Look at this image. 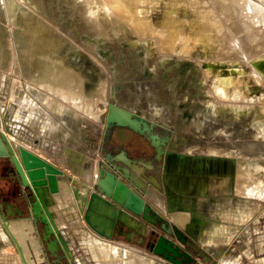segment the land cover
<instances>
[{
    "label": "rangeland",
    "instance_id": "obj_1",
    "mask_svg": "<svg viewBox=\"0 0 264 264\" xmlns=\"http://www.w3.org/2000/svg\"><path fill=\"white\" fill-rule=\"evenodd\" d=\"M106 2L0 0V30L6 36L5 40L0 38L5 45L0 46V130L5 140L42 159V136L46 138V152L50 148L56 152L62 149L67 154V147L74 148L87 157L82 167L92 170L88 176L92 187L97 161L102 162L105 171L143 196L151 207V219L131 216L140 225L135 232L143 234L137 238L138 243L149 251L163 235L179 248L178 259L183 264H264V70H257L263 75L259 82L254 79L251 66L260 58L264 63V53L257 59L245 60L239 55L236 60H222L194 40L189 53L163 52L153 39H141L131 33ZM246 2L261 16L260 21L264 20L263 3ZM163 12L161 3L155 14L159 17ZM179 14L191 19L182 11ZM246 16L238 10L231 16L232 24L240 21L242 25ZM183 28L185 33L193 34L187 25ZM25 56L28 60L35 58L37 63H26ZM228 67H233L234 76H243L254 94L255 101L248 108L223 104L224 100L212 93L215 76L221 70H229ZM55 70L63 76L67 70H73L75 75L80 73L88 80L84 84L91 86V91L104 86L108 104L132 111L133 117L149 127L145 132L154 127L149 140L159 151L157 157L151 156L148 142L132 129L133 132L129 131V127H120L122 138L118 129L113 130L112 149L120 143L140 159L127 156L123 148L124 156H107L101 151L107 128L115 125L106 124L107 100H92V112H98V116L78 111L75 118L58 117L56 110L66 109L68 104L45 90L41 83L28 79L54 75ZM258 110H262L259 119ZM45 111L50 114L48 117ZM34 134L38 141L33 146ZM15 146L12 145L16 151ZM47 158L69 177L80 168L65 157L53 158L49 151ZM11 167L8 158H0V191L25 190L32 205L38 195L22 187ZM238 180L243 187L253 189L254 194L250 190H236ZM36 226L41 253H34V264H46L45 259L47 264H72L59 245L61 234L56 230L44 240V224L38 222ZM117 232L116 229L111 239L121 237ZM136 233L130 234L131 238ZM55 243L57 249L53 248ZM3 247L14 249L10 243ZM12 259V264H19L15 257Z\"/></svg>",
    "mask_w": 264,
    "mask_h": 264
},
{
    "label": "bare ground",
    "instance_id": "obj_2",
    "mask_svg": "<svg viewBox=\"0 0 264 264\" xmlns=\"http://www.w3.org/2000/svg\"><path fill=\"white\" fill-rule=\"evenodd\" d=\"M258 1L264 5V0ZM161 3L164 4V12L161 16L157 17L155 11L159 9ZM105 4L111 9L112 14L125 22V25H128L126 26L131 33L141 39H153L158 49L163 52H177L178 54L189 53V51L194 48L191 47L190 50L188 49L191 45L190 43L194 40L196 44L201 43L205 50L210 49L211 53L216 52V54H218L216 56L222 60H236L235 58H239V55L245 58V60L252 58L257 59V56L261 57L264 53V20L260 21L261 16L256 13L255 8H249L250 6L246 0H108ZM238 10L247 14L245 20L241 22L242 25L240 21H234V24H232L233 21L231 16L238 13ZM181 11L184 13L183 15L190 16L191 19L184 16L182 17L179 14ZM262 15H264L263 8ZM184 25H187L193 34L185 33V31H183ZM35 31V33H37L38 29ZM0 38L1 40L6 39L5 34L1 30ZM0 43V46H5L3 41H0ZM27 48L30 49L29 46ZM31 52H33L32 49L30 50V54ZM24 59H26V63L30 62V65H35L37 63L35 58L33 59L32 57L28 60L27 56H25ZM260 59L251 63L253 77L259 82L263 79V75L258 71H260V69L264 70V63L263 61L260 62ZM78 67L79 66L75 64L77 71H79ZM64 73L65 75L63 76V74H59V72L56 71V75H49L42 78L33 77L31 74L32 77L28 76V79L41 83V86H43L45 90L55 93L59 98L65 101L69 107L73 108L72 110L90 113L92 115L96 114L98 116V112H92V100L94 99L96 102L104 101V103L107 100L105 103L107 106L109 100L104 93V90H106L104 86L101 88H94V91H91V86H85L84 84L88 80L83 79L80 73L75 75L73 70H67ZM205 73L208 75V72ZM233 73V67H230L227 71L221 70L218 72L215 76V81H213L214 87L212 88V93L217 98L223 99V104H234L236 109L242 108L245 105L248 108L249 105L255 101L253 99L254 94L250 87L247 86V82L244 81L243 76L241 74L234 76ZM219 102L222 101L219 100ZM63 109L64 108H60L56 110V115H61ZM261 111L262 110L256 111L257 119H259L262 113ZM207 112L208 115H210L211 111L208 110ZM199 126L201 127V125ZM0 132L3 133L2 130H0ZM13 145L15 146L14 143ZM15 147L17 149L20 146ZM103 165L102 162L97 161L95 183ZM72 180L78 183V185H73L70 181L73 194L80 208L84 203L89 188L92 189L93 187L91 188L84 185L75 178H72ZM39 186L40 185L36 187L38 198L40 194L38 190ZM244 187L239 180L236 181V190H244V192L245 190L248 192L250 190V193L254 194L253 189ZM79 190L83 191L84 197L82 202L79 196H77ZM2 223L10 236L5 226L6 222L4 221ZM11 239L13 240L12 237Z\"/></svg>",
    "mask_w": 264,
    "mask_h": 264
},
{
    "label": "water",
    "instance_id": "obj_3",
    "mask_svg": "<svg viewBox=\"0 0 264 264\" xmlns=\"http://www.w3.org/2000/svg\"><path fill=\"white\" fill-rule=\"evenodd\" d=\"M106 124L107 126L115 124L119 127H129L133 131L141 134H144L145 130L149 128L143 120L133 117L132 111L110 103L108 104ZM0 135L2 136V138L0 137V158H8L10 160L13 166L11 168H14L17 178H19L24 189H32L35 194L38 195L36 187L38 185H48L51 192L57 191L56 179L60 176L65 183L69 180L73 185L78 184L68 175L65 177L61 169L23 147H19L15 151L12 147L13 144L11 145V143L5 140L3 133L0 132ZM4 172L11 174L8 169H5ZM8 181L11 183L15 182L14 179ZM19 195V200L21 201L19 205L23 208L20 210L13 209L11 204H6L7 211L5 213H0V219L2 222H6V229L15 240L17 249L22 256L23 263L34 264L33 260H27V258L30 257V250L26 249L25 242L28 241V239L25 238L29 236L30 241H28V243L30 242V245L33 246L32 250L35 251L36 249L41 253L36 226L37 223L41 222L44 224V240L47 239L48 235L54 233V229L40 204L38 196L36 201L30 205L25 190H20ZM149 210H151V207L143 196L131 189L113 173L107 170L105 171L102 167L99 171V177L96 183L92 189L89 188L86 200L79 208L82 220L86 223L87 227L97 235L110 239L113 237L116 229L118 233H122L124 225L132 226V214L142 216L145 219H151L148 213ZM119 224L120 226H118ZM21 228L26 229L28 233L25 232L21 235ZM53 248L57 249L56 243L53 244ZM151 252L163 257L173 264H183L178 259L181 258L179 248L175 246L172 241L165 239L163 235L158 237ZM183 254L188 256L187 253ZM43 257H45V254ZM44 262L47 264L46 259Z\"/></svg>",
    "mask_w": 264,
    "mask_h": 264
},
{
    "label": "crops",
    "instance_id": "obj_4",
    "mask_svg": "<svg viewBox=\"0 0 264 264\" xmlns=\"http://www.w3.org/2000/svg\"><path fill=\"white\" fill-rule=\"evenodd\" d=\"M49 103H50L49 100H47L46 105L49 106ZM58 104H63V103L58 102ZM77 112L70 108H66L62 110L61 115H57V116L58 117L73 116L75 118L76 117L75 113ZM45 113L46 116L48 117L47 114L49 113L46 111ZM27 120L28 121L31 120L29 114L27 115ZM41 130L43 129L41 128ZM44 131L45 129L43 130V132ZM36 134H34V136L32 135V142H31L32 145L34 144L35 141H38V137L36 136ZM26 139H29V137ZM42 139L43 141H39L40 150L44 152L45 155H43V157L45 156L44 158L46 159V161L48 159L47 152L49 151L50 155H52L53 158L57 160L59 158L65 157L64 159L65 160L67 159L68 160L67 162H71V163L74 162L73 165L80 168L77 172L74 170V175L71 178H75L84 185H87L92 188V186L89 184L90 181L88 178V176H90L89 173H91L92 170L90 171L89 169L90 167L89 168L82 167L85 159H87L85 155L83 154L81 155L77 153L76 150H74V148H68V147L66 150L69 153L67 154L63 153L62 149L60 152H56L55 149L50 148L51 150L49 149L46 152L47 147L45 146L44 143L46 142V138L42 136ZM18 141L21 142V139L18 138ZM28 141L29 140H27L26 142ZM14 144L16 145V143ZM37 154H39V152H37ZM63 174L65 175V177L67 176V174L65 173ZM1 179L2 181H4L5 178L3 177ZM56 182H57L56 186L58 187L57 191L51 192L49 190L48 185H43L42 188H38L40 192L39 199L46 215L48 216L53 226L54 231L57 230L61 234L59 235V245L64 250V253L67 256V258L72 261L71 262L72 264H165L166 263L162 257L155 255L151 251L142 247V245L138 243V241L140 240L136 239L134 241H131L121 237L110 239L97 235L89 227H87L80 219L81 213L79 211L77 199L73 194L70 181L67 180V183H65L63 178L60 176L56 179ZM20 190L21 189H17L11 192L0 191V205H1L0 213H5L7 211L6 204H11L13 209L20 210L23 208L22 206L19 205V203H21V201L19 200ZM12 192L13 193L16 192L15 194L16 196L12 195ZM77 196H79V199L82 202L84 197L83 191L79 190ZM86 197L84 201L86 200ZM25 232L28 233L26 229L21 228L20 234L22 235ZM71 232H73L76 235V239L73 238ZM27 237L28 238L25 239H28V241H30L29 236ZM2 240L4 242H1ZM13 240L8 235L0 219V242H1L0 247L3 248L2 250H0V264H12L13 261L12 257H15L14 260H17L19 264L20 263L24 264L20 252L17 249L16 243L14 242L15 240L14 241ZM28 241L25 242L27 247L26 249L30 250V257H28L27 260L36 261L35 260L36 258L35 259L32 258L35 255L34 253L38 254L39 252L36 249L35 251L32 250L33 246L30 245V242L28 243ZM96 242H99L100 244H97ZM6 243H10V245H13L14 249L13 251L11 250L12 252L4 249L3 244ZM37 260H41V258Z\"/></svg>",
    "mask_w": 264,
    "mask_h": 264
},
{
    "label": "flooded vegetation",
    "instance_id": "obj_5",
    "mask_svg": "<svg viewBox=\"0 0 264 264\" xmlns=\"http://www.w3.org/2000/svg\"><path fill=\"white\" fill-rule=\"evenodd\" d=\"M115 87H113V88H111V91L112 92H114V89ZM204 113H205V110H204ZM211 114V113H210ZM204 122V121H203ZM205 123V122H204ZM198 127L197 128H200V126H199V124L197 125ZM114 129H118V132H119V136H120V127L118 126H115V125H112V126H110V127H108L107 128V131L105 132V135H104V139H103V141H102V143H101V151L103 152V151H105L106 153V155L108 156H113V155H116V154H119L120 156H124L125 154H124V152H122V150H121V148H123V150H125L124 149V147H121V144L120 143H116V149H112V146H111V144H112V141H113V139H114V137H113V130ZM128 130L129 131H132L131 129H129L128 128ZM133 132V131H132ZM149 132H151V133H153V132H155V129H154V127L149 131ZM149 132L147 133V132H144V134H139L138 132H134V134L135 135H139L140 137H142V138H144L147 142H148V144H149V147L150 148H152V153H151V156L152 157H157V155H158V149H157V147L156 146H153V144H152V142L149 140ZM121 137V136H120ZM122 138V137H121ZM125 141V140H124ZM127 141V140H126ZM110 147V148H109ZM127 150V149H126ZM125 150V151H126ZM127 153V156H129V157H133V158H137V159H140L141 157L140 156H137V157H134V156H132L131 154H130V152L129 151H126ZM144 221V220H143ZM138 222V221H137ZM136 221H132V226H126V225H124L123 226V228H122V233H118L117 232V234L118 235H120L121 237H124V238H127V239H134V240H136L137 238H140V237H142L143 236V234H141V232L139 233V234H137L135 231H137L138 232V229H139V227H140V225H139V223H137ZM159 222H157V225H159L160 227H161V223L160 224H158ZM118 226H120V224L118 225ZM117 226V227H118ZM128 227V228H127ZM116 232V230L114 231V233ZM133 233H136V235H134L133 236V238H131V236H130V234H133Z\"/></svg>",
    "mask_w": 264,
    "mask_h": 264
}]
</instances>
